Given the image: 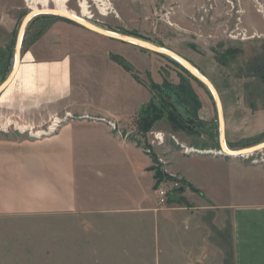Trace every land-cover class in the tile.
<instances>
[{
	"label": "crops",
	"instance_id": "1",
	"mask_svg": "<svg viewBox=\"0 0 264 264\" xmlns=\"http://www.w3.org/2000/svg\"><path fill=\"white\" fill-rule=\"evenodd\" d=\"M37 53L4 88L6 115L74 118L42 138L0 134V264H264V165L154 145L183 184L159 207L144 85L103 51ZM218 95L226 145L264 142V92Z\"/></svg>",
	"mask_w": 264,
	"mask_h": 264
},
{
	"label": "rangeland",
	"instance_id": "2",
	"mask_svg": "<svg viewBox=\"0 0 264 264\" xmlns=\"http://www.w3.org/2000/svg\"><path fill=\"white\" fill-rule=\"evenodd\" d=\"M109 3L107 13L102 15L94 2L89 1L90 22L177 53L209 79L223 97L237 92H264V0H110ZM67 5L77 13L81 10L76 0H68ZM29 11L24 0H0V84L12 68L16 36ZM21 39V60L30 56L25 55L27 50H35L45 58L59 57L61 51L73 48L117 55L148 91L143 108L152 104L162 112L158 131L152 129L142 134L150 148L148 153L144 144V151L156 157L155 169L167 171L165 158L156 156L152 149L166 142L178 145L183 154L195 153L190 151L193 148L216 156L213 151L219 149V143L215 100L207 87L172 57L104 36L75 21L48 13L31 17ZM4 92L5 89L0 92V98ZM11 98L8 93L5 99L11 101ZM49 108H54L53 103ZM203 109L208 112L206 117L200 115ZM40 111L30 115L31 118L25 117L27 114L22 118L15 113L11 115V111L6 115V104L0 102V134L44 137L34 136L30 131L21 132L13 126L2 127L9 118L35 129H46L57 113L49 114L46 110L41 115ZM66 114L70 113L58 116ZM67 117L60 127L74 118L72 114ZM156 131L165 135L161 144L153 142ZM185 148L189 151L184 152ZM260 155V152L255 154ZM46 263L52 264V259Z\"/></svg>",
	"mask_w": 264,
	"mask_h": 264
},
{
	"label": "bare ground",
	"instance_id": "3",
	"mask_svg": "<svg viewBox=\"0 0 264 264\" xmlns=\"http://www.w3.org/2000/svg\"><path fill=\"white\" fill-rule=\"evenodd\" d=\"M24 1H25L27 8L31 11H29L27 13V15L24 17L22 23L20 24L21 26L19 28V31L17 33L18 43H17L16 51L13 52L14 56H13V65L11 66L12 68L10 70L11 74L9 73L10 76L9 75L7 76L8 79L4 80L7 82V84L13 79V77L15 76V73L17 72L18 67L20 65L21 58H19V52H20L21 43H22L21 38L23 37L24 31L26 28V24L28 23V20L31 19V17H33L39 13H41V14H46V13L56 14V15H60V16L70 17V18L74 19L75 21L81 22L82 24H84L90 28H94L96 30H99V31H102V32H105V33H108L111 35H116L118 37L126 38L128 40L127 42L132 43L134 45H138V46L143 45L144 46V44H145L146 46H149L151 48H155V49L158 48V50H160V51H164L167 53L171 52V50H169V49L153 45V44H151L147 41H144L142 39L102 29L99 26H96L95 24L90 22L92 15H91V12L89 11L90 10L89 1H93L94 4L96 5L97 9L99 10V12L102 15H105L107 13V9H108V5L110 4L109 3L110 0H76L78 8L81 9L79 13H77L75 10L71 9L67 5L68 0H24ZM172 58L179 63L182 62L181 59L177 56H172ZM187 67L190 68L196 75H198V76L202 77L204 80L208 81L207 78L201 72H199V70L195 66H193L191 63H189L187 65ZM5 84L6 83H4L2 86H0V90L2 89V87ZM220 122H221L220 128H221V131H223V129H224V118L222 117V115L220 116ZM3 126H13L17 130L18 129L20 131H26L27 130V131H30V133H33V132L35 133V131H39V129H35V127L32 125H31L32 126L31 127L30 125H27L25 123L22 124L20 122H17L16 120L9 119V118L6 119L5 122H3L2 127ZM22 129H24V130H22ZM220 142L222 144L224 151L227 153H232L233 155H236V153L238 151H243V152H251L252 151V149H247L248 147L243 148V149H239V150H234V149L229 148L226 145V142L224 139V131L221 132V141ZM263 145H264V142L261 145H259L258 147H262Z\"/></svg>",
	"mask_w": 264,
	"mask_h": 264
},
{
	"label": "built area",
	"instance_id": "4",
	"mask_svg": "<svg viewBox=\"0 0 264 264\" xmlns=\"http://www.w3.org/2000/svg\"><path fill=\"white\" fill-rule=\"evenodd\" d=\"M69 115L70 114H66L64 117H60L58 115H54L52 117V120L49 122V125H47L46 129H41L39 131H35L34 136H37V135H40L38 137L46 136V135L56 131L60 127V125L63 123V120L65 121V119H67L68 118L67 116H69ZM110 125L115 129L114 123H111ZM21 132H25V131H21ZM164 137H165V135H164L163 132H161V131L157 132L156 131V132L153 133V139H154L153 142L161 144L165 140ZM146 148H147L146 151L149 153L150 148L149 147H146ZM193 150H194L193 148H190L191 152L202 153V152H200L198 150H196L197 152L193 151ZM188 151H189L188 148L184 149V152H188ZM213 152L215 153L216 156L217 155L218 156L225 155V153L220 148L218 150H214ZM257 152L261 153L260 157H256L255 156V154H257ZM203 153H207V152L203 151ZM240 157H242L243 159L245 158L246 160H249L251 163L264 165V151L263 150L246 153V154L241 155ZM162 171L166 172L165 169L162 170ZM154 186H155L154 193H155V196H156V200H157L158 206L159 207H167L169 198L171 196H173L174 194H177L178 189L180 187H182L183 185H182V183L180 182L179 179H176V177H173L171 179H169V178L159 179L157 181L156 185H154Z\"/></svg>",
	"mask_w": 264,
	"mask_h": 264
},
{
	"label": "water",
	"instance_id": "5",
	"mask_svg": "<svg viewBox=\"0 0 264 264\" xmlns=\"http://www.w3.org/2000/svg\"><path fill=\"white\" fill-rule=\"evenodd\" d=\"M60 16V15H59ZM61 17H64V18H66V19H69V20H72V21H75L74 19H72V18H70V17H65V16H61ZM29 21V20H28ZM76 23H79V24H81V25H83V26H86V25H84V24H82L81 22H77V21H75ZM86 27H88V26H86ZM90 28V27H89ZM92 29H94V28H92ZM95 31H97V32H99L100 34H102V35H104V36H107V37H110V38H116L117 40H120V41H124V42H127L128 40L126 39V38H122V37H118V36H116V35H111V34H108V33H105V32H102V31H99V30H96V29H94ZM127 35V34H126ZM17 43H18V35H17V37H16V41H15V46H14V52L16 51V49H17ZM143 48H147V49H149V50H152V51H154V52H157V53H161V54H164V55H167V56H170V57H172V56H177V57H179L180 59H181V65L185 68V70H187V72H189V74H191L194 78H196L198 81H200L205 87H207V89L209 90V92H210V94L212 95V98H213V100H215L214 101V103H215V108H216V115H217V122H218V131H219V144H220V149L225 153V154H227V155H231V156H241V155H243V154H246V153H250V152H243V151H238L237 153H236V155H233L232 153H227V152H225L224 151V149H223V147H222V144H221V132H223L224 131V129H223V131H221V122H220V116L222 115V117H223V111H222V105H221V101H220V99H219V95H218V91L216 90V88L214 87V85L212 84V82L208 79V81H206V80H204L202 77H200V76H198V75H196L190 68H188L187 67V65L189 64V61L188 60H185V58L184 57H182V56H179L177 53H175V52H173V51H171V52H169V53H167V52H164V51H160V50H158V48L157 49H155V48H151V47H149V46H146L145 44H144V46L143 45H141ZM20 51H21V49H20ZM19 58H20V52H19ZM10 74H11V72H10ZM10 76V75H9ZM6 79H8V78H6ZM4 83H6L7 84V82L6 81H3L1 84H0V86H2ZM6 84L2 87V89L0 90V92L5 88V86H6ZM214 91V92H213ZM220 101V102H219ZM221 114V115H220ZM263 143V142H262ZM262 143H259V144H257V145H254V146H250V147H248L247 149H252V151L251 152H256V151H260V150H263L264 149V145L262 146V147H258L259 145H261ZM165 177L166 178H171L172 177V175L171 174H169V173H165ZM178 191H183V187H180L179 189H178Z\"/></svg>",
	"mask_w": 264,
	"mask_h": 264
},
{
	"label": "trees",
	"instance_id": "6",
	"mask_svg": "<svg viewBox=\"0 0 264 264\" xmlns=\"http://www.w3.org/2000/svg\"><path fill=\"white\" fill-rule=\"evenodd\" d=\"M110 57L112 59H114L115 61H117V63H120L121 65H123L127 70H129L128 67L125 66L124 64H122V62L118 59V56L117 55H110ZM188 74H189V72H188ZM160 117H162V112L159 111V109H158V107L156 105L153 106L152 104H150L146 108L144 107L141 110V112L139 113V116H138L137 121H136L137 128L140 131H142L143 133H145V132H147L148 130H150L152 128L153 124L156 121H158V119ZM131 138L134 139L133 137H131ZM145 147H149V145L146 144ZM151 157H152L153 161L156 160V157L154 155H151ZM155 175H156V177L158 179L166 178L165 177V173L159 171L157 168L155 169ZM171 178H169V179H171Z\"/></svg>",
	"mask_w": 264,
	"mask_h": 264
},
{
	"label": "flooded vegetation",
	"instance_id": "7",
	"mask_svg": "<svg viewBox=\"0 0 264 264\" xmlns=\"http://www.w3.org/2000/svg\"><path fill=\"white\" fill-rule=\"evenodd\" d=\"M207 80H208V79H207ZM12 86H13V85H10V86H8V88L10 89V88H12Z\"/></svg>",
	"mask_w": 264,
	"mask_h": 264
}]
</instances>
